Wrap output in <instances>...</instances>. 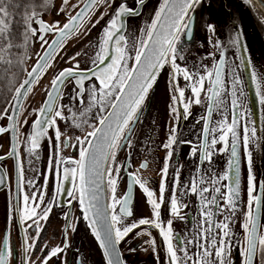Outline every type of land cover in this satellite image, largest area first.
Instances as JSON below:
<instances>
[{
	"label": "snow or ice",
	"instance_id": "obj_1",
	"mask_svg": "<svg viewBox=\"0 0 264 264\" xmlns=\"http://www.w3.org/2000/svg\"><path fill=\"white\" fill-rule=\"evenodd\" d=\"M45 4L47 0H44ZM68 0H64L67 4ZM137 7L142 8L146 0H135ZM203 0H161L158 8L155 9L151 22L147 21L140 29L138 39H128L124 34L125 23L123 18L139 16L141 13L136 8H129L125 2L115 9L106 26L103 27L96 43L91 64L94 67L81 69L77 61L71 67L63 68L50 82V87L46 90V99L39 108L37 118L31 125V132L27 136L28 147L26 151L36 156V149L40 147V142L47 137L49 129H54L55 142L52 144V154L49 163L53 171L56 172L57 186L55 192L44 204L45 192L23 195L24 208L19 213L18 222L23 226L27 220V228L35 227L36 235L32 238V243H28V236L22 242L23 259L21 264H29L30 250L36 249L37 241L42 231L40 221H47L53 207L56 206V199L63 188L62 181H70L71 190L67 191L72 200H78L83 218L88 221L92 235L99 242L105 264H125L118 250V245L133 230L141 226L155 228L162 238L163 248L166 255L165 264H231V246L234 233L230 228V220L225 215L224 220L213 219L216 212L213 208H218L221 215L225 212H232L235 215L237 201L241 198L240 170L242 159L247 164V205L248 211L244 213V221L241 224L243 230V240H236L239 246L241 264H264V232L258 222V216L262 207V197L255 194L257 191L256 177L253 172L252 154L250 143L255 141L257 130L255 127L249 129L248 123H241V117L246 113L240 111L241 97L244 95L243 80L236 72L240 65L229 64L226 51L227 48L234 47L237 51L241 48V35L230 36L227 47L219 40H213L215 26L207 24L206 31L210 33L209 44L216 52L206 53L200 62L194 63L190 68L183 62L184 48L181 45L182 37L191 38L194 29L195 8L201 5ZM251 4L252 0H243ZM260 2V0H257ZM115 0H84L83 7L70 16L61 27L59 21L48 24L39 19L40 13L33 6L32 10L26 7L24 12L16 18L14 11L10 9L19 8L15 0H0V86L7 87L8 97L5 98V106L0 108V119H7L6 127L0 126V134L7 132L16 133L19 131L18 116L22 107V98L31 92L32 86L44 74L47 67H50V59H54V53L63 48L67 37L75 34L84 22V18L93 12L97 5L107 4L112 7ZM75 8V6H74ZM61 12L64 11L62 7ZM105 13H101L99 19L92 24L95 27L104 19ZM264 24V16L259 20ZM33 23L38 28L33 27ZM13 25H18L22 30L13 31ZM55 32L56 39L49 43L45 39V34ZM41 41L43 54H37L38 59L31 70H26L23 65L27 59V49L32 38ZM46 46V47H45ZM247 52L246 46H244ZM134 52V56L129 53ZM217 53L219 59H216ZM76 56L69 59L75 61ZM212 59L211 67L203 63L204 59ZM110 60V62H108ZM129 61H134L129 63ZM243 63V62H241ZM169 67V92L170 100L169 115L176 121L169 129L167 140L162 144L166 151L164 167L161 169V182L159 187V198L154 196L146 186L147 180L139 178L138 174L128 173L127 191L120 198H117V184L124 165L117 164V153L127 146L133 147L134 130L138 123H142L141 115L146 98L150 90L157 82L159 73ZM254 82L259 88V79L252 73ZM24 76L23 79H20ZM180 78L185 85H180ZM73 94L70 100L74 105L77 101L82 106L79 113L83 120H78L72 107L60 103L64 99L63 88L66 83H73ZM86 82L87 86H86ZM98 82V85H97ZM186 91L191 92V97H186ZM207 102L206 115L201 117L203 121V139L198 146L190 149L192 156H199L195 174L187 185L180 183V168L177 167L173 176L171 195L166 201V180L169 174L170 160L175 152L177 144H191V141L180 139L179 120H188L190 106L201 105V94ZM87 97V101H85ZM226 98H230V108L232 111L231 120H228L229 103ZM260 103L264 105V96L260 97ZM68 108L70 115L65 117L63 109ZM95 110L94 119L97 123L89 124L87 117ZM214 112L220 113L223 117L213 123ZM15 113V115H13ZM57 119L72 120L74 126L82 128L88 124L91 131H87L83 137L76 136V144L70 143L71 138L62 139L64 133L59 129ZM200 121H198L199 123ZM26 124L27 121L25 120ZM242 128V135L240 129ZM16 137L13 136L15 141ZM223 147L217 149V145ZM61 145L63 147L79 146V159L65 158L61 155ZM241 148L243 156H241ZM217 153H227V166L225 171L205 179V173L201 166L208 162L212 163V157ZM15 155L17 158V182L18 186L23 183V171L19 163L17 145L12 144L8 156ZM38 158V157H37ZM4 159L0 156V160ZM130 163V159L126 161ZM147 167L146 163L140 165ZM232 181L230 184H223L224 181ZM27 183L36 185L34 181ZM48 178L45 177V186ZM206 184L211 187L205 186ZM143 191L146 196V203L151 208V219L140 218L133 220L130 224L125 223L127 217H133L134 211L131 207V192L135 186ZM260 190L264 191V181L260 182ZM181 188L186 191L180 195L188 193L195 194L199 201L200 223L195 239L181 241L176 247L173 241H179L178 236L173 233V219L167 221V226L161 220V208L164 203H168L169 215L173 218H181L180 212L183 205L179 199L178 192ZM224 189V191H222ZM110 193V203L101 204V193ZM210 194V195H209ZM223 200V204L218 201ZM31 201V205L29 204ZM117 206L119 210L117 212ZM39 209V211H38ZM65 220L69 221L66 227H71V213H65ZM15 218V217H14ZM22 231H26L23 227ZM73 231L75 229L73 228ZM150 235L146 230L137 235ZM152 251L156 253L155 239L146 241ZM192 246L195 251H189L188 246ZM69 244L67 235L62 247L56 246L47 250V255L40 258L39 264H49L53 257H59L67 250ZM134 251V249H132ZM147 250V249H145ZM182 254V255H181ZM13 255L9 248V237L4 236L0 241V264H9V257ZM159 264V257L157 255ZM66 264V262H65ZM82 264V262H81Z\"/></svg>",
	"mask_w": 264,
	"mask_h": 264
},
{
	"label": "flooded vegetation",
	"instance_id": "obj_2",
	"mask_svg": "<svg viewBox=\"0 0 264 264\" xmlns=\"http://www.w3.org/2000/svg\"><path fill=\"white\" fill-rule=\"evenodd\" d=\"M84 0H71V5L65 11L64 22H66L67 17L72 16L78 8L81 6ZM238 9L242 12L245 17V22L248 27V37H249V46L252 54V58L255 65V54L258 55L261 63L264 67V62L259 54L258 47L254 40L251 29L247 23L245 16V7L242 5L240 0H232ZM125 2L129 8H136L141 14L135 17H125L123 22L125 23L124 34L130 40L138 39L140 36V29L143 27L144 23L147 21L151 22V18L154 16L155 9L158 8L161 0H146L142 8H138L135 0H115V3L112 7H108L107 4L97 5L96 9L93 12H90L85 16L83 24L80 26L78 31L66 38L63 44L62 49H58V53H54V59H50V65L53 64L55 69L51 72L48 78L43 81V75L38 79V81L32 86V91L24 98L20 114L18 116V129L16 132V141L17 153L19 155V163L23 171V183L18 186L17 182V158L15 155L8 156L9 153V142L8 136L6 133L0 135V156H3L4 159L0 160V241L3 240L4 236L9 237V248L12 250L13 255L9 257V264H21L23 259L22 253V242L25 239V236H28V243H32V238L36 235L35 227L28 229L27 224H31V220H27L26 223L21 226L18 222L19 213L15 212L16 208H19L21 211L24 208L23 195L31 194L33 191L39 193L40 191L45 192L44 204H47L51 200L58 180L56 172L53 171L51 164L49 163L51 154H52V144L55 142L54 129H49L47 137L44 138L45 146L42 150V158L39 166V170L36 173H33V170L29 168L26 163L27 152H26V138L29 133L30 125L37 116L38 110L42 105L44 100V94L46 90L50 87V82L54 76L61 71L63 68L71 67L77 61L79 62L80 68L85 69L88 67H94L91 64V58L95 52V45L98 41V38L101 34V31L106 23L111 18L115 9L120 5V3ZM215 0H203L202 4L197 6L193 12L194 16V29L191 38L182 37L181 45L184 48V57L183 62L178 61V63H187L191 68L194 63L200 62L201 58L205 56L206 53L216 52V50L209 44V35L206 31L207 24H213L215 22L213 5ZM250 5L254 14L260 19L263 13L260 11L258 6L252 0ZM75 6V8H74ZM240 12V13H241ZM101 13H105L104 19L100 20L99 24H96L95 27H92V24L99 19ZM44 22H46L42 14L39 15ZM48 23V22H46ZM49 24V23H48ZM62 24V25H63ZM61 25V26H62ZM215 26V25H214ZM35 28V26L33 25ZM213 40L218 38L217 31L215 29V34L212 36ZM33 43L36 45H41V41H36V37L32 38ZM45 39L49 42L51 39L50 36H45ZM68 45V47H67ZM43 48L41 47L40 51L37 54L42 52ZM77 53H80L76 57V60H70L72 56H76ZM134 56V52L129 53ZM28 56V54H27ZM38 55L33 60V63L37 59ZM217 59V55H216ZM189 60V61H187ZM110 62V60L108 61ZM134 61H129L133 63ZM203 63L211 67L213 60L204 59ZM25 64V63H24ZM231 64V63H229ZM32 65V64H31ZM30 65V66H31ZM236 65V64H232ZM29 66V67H30ZM28 67V68H29ZM237 74L238 68L235 69ZM171 69L167 66L159 73L157 82L155 83V90L153 95L157 96L159 99L156 111H155V102L149 107L150 96L153 88L150 90L148 97L146 98L145 104L143 106V111L141 115L142 123H138L135 130L133 139V147L129 149L125 146L123 149L119 150L117 153V164L124 165L123 170L120 173L118 184H117V198H120L127 191L128 184V173L138 174L139 178L142 180H147L146 186L150 191H153L154 196L159 198V187L162 178L161 169L164 167L166 151L163 149L162 144L166 142L167 136L169 134V129L172 125L176 124V121L169 115V104L170 92H169V72ZM46 72V70H45ZM44 72V73H45ZM43 81V83H42ZM180 85L183 87L185 82L182 78L179 80ZM86 82V86H87ZM98 85V82H97ZM73 83H66L63 88L64 99L60 101L63 105H69L72 107V111L76 113L78 120H83L85 117H81L79 113L82 111V106L77 101L74 105L70 100V96L73 94ZM154 87V86H153ZM186 97H191V92L186 91ZM229 103V111L226 113L228 120L230 121V98H226ZM242 101L241 111L244 112V98H240ZM201 105H191L190 106V115L188 120L181 118L179 120V134L180 139L184 141H191V144H177L175 145V152L170 160V168L168 178L166 180V186L168 191L166 192V201L167 198L171 195V188L173 184V176L177 167L180 168V183L181 185H187L192 176L195 174L196 165L199 162L198 154L192 156L190 154V149L196 147L201 142V131L203 126V121L201 117L204 116L206 101L204 100V94H201ZM87 101V97H85ZM197 107H202L198 110L197 116H193L194 112L197 110ZM166 110V116H160L163 111ZM65 117L70 115L68 108L63 109ZM95 110L90 113L87 117L88 123H97L94 119ZM246 117V116H245ZM245 117H241L242 124L246 122ZM214 118V117H213ZM27 121L25 124L24 121ZM198 121H200L198 123ZM216 120L213 119V123ZM6 119H0V126H4ZM59 129L64 136L62 139L71 138L70 143L75 145V137H83L87 131H91V128L88 127V124H84L82 128H77L74 126L72 120H60L57 119ZM193 125V128L189 126ZM243 134V133H242ZM223 147V145H222ZM61 155L65 158L71 157L72 159H79V146L75 147H63L61 145ZM224 154V153H223ZM223 154H220V158L216 154L212 157L211 165L208 162H205L202 166V172L205 173V179L216 174L218 176ZM130 159V163H126ZM146 163L147 167L141 168L140 165ZM246 163V162H245ZM45 177L48 178V183L45 186ZM28 181H34L36 185L40 187H35L33 184L27 183ZM227 184L226 181L222 182ZM70 190L72 184L69 181ZM205 186L211 187L206 184ZM246 182L244 181V203L243 210L240 213L236 209L235 215L232 212H225L224 215H221L219 209L216 208L213 211L216 212V215L213 219L217 221L224 220L225 215L230 220V228L234 233V238L231 246V255L230 260L231 264H241V257L239 254V246L235 243L236 240H243V230L241 224L244 221V213L248 211L247 205V191H246ZM186 191L185 188H181L178 192L179 199L183 205L180 212L181 218H173L169 215L168 203H164L161 208V220L164 222V226H167V221L173 219V233L174 236L179 237V241L174 240V247L177 246L181 241H186L188 239H195L198 231V226L200 223L199 216V201L198 197L195 194L188 193L187 195H180L181 192ZM224 191V189H222ZM64 192V189L58 194L55 201L56 206L52 208L48 220L40 221L42 231L40 233L39 239L37 241V247L34 251L30 250V262L29 264H39L40 258L47 255V251H42L45 249L50 250L53 247L63 245L65 234L67 235V242L69 247L60 256L53 257L49 264H105L103 258L101 257L100 252L97 248L93 247L90 242L87 240V236L83 232L85 231V226L81 225L80 221V207L78 200H72L71 205L68 204L69 197ZM106 194V203H110V193ZM132 198V209L134 211L133 217H127L125 223L130 224L133 220H138L140 218H149L151 219V208L146 203V196L139 186H135L131 192ZM210 195V194H209ZM31 201L29 204L31 205ZM219 204H223V200L218 201ZM119 206H117V212ZM39 211V209H38ZM65 213H71L70 224L71 227H66L69 221L65 220ZM15 217V218H14ZM260 226H264L263 219L260 221ZM26 229L22 231L21 228ZM73 228L75 231H73ZM147 231L150 235H137V233L142 231ZM261 232H264V227L260 228ZM151 239H155L156 242V253H154L149 244L145 243ZM120 254L125 264H158L157 255L159 257V264H165L166 255L163 248L162 238L159 236V232L155 228H150L149 226H141L133 230L121 243L118 245ZM190 254L195 251L192 246H188ZM134 249V251L132 250ZM147 249V250H145ZM182 255V254H181ZM258 264V262H257Z\"/></svg>",
	"mask_w": 264,
	"mask_h": 264
},
{
	"label": "water",
	"instance_id": "obj_3",
	"mask_svg": "<svg viewBox=\"0 0 264 264\" xmlns=\"http://www.w3.org/2000/svg\"><path fill=\"white\" fill-rule=\"evenodd\" d=\"M240 1L242 2V5H244V7H245V11H246L245 16L247 19V23L249 25V29H251L254 40H255L256 45L258 47L259 54H260V56L264 62V24H261L259 22L260 19L254 14L250 5H248V4L246 5L243 2V0H240ZM253 1L255 2V4L258 6L260 11L264 15V0H260V2H257V0H253ZM83 4H84V1L81 4V6L78 8L77 11H79L80 8L83 7ZM213 11L215 12L214 13V17H215L214 25H215V29L217 31V36H218L217 39H219L227 47V42H228V39L230 36L234 37L235 34L239 33L242 37L240 50L237 51L234 47L227 48L226 56H227L229 63L240 65V67H238V72H239V75L241 76V78L243 80V84L241 85V87L243 88V92H244L243 98L245 100L244 101V112L246 113L245 119H246V122L248 123L249 129L255 127L257 130V137L255 138V141L250 143V151L252 154L253 172L255 174L256 183H257V191L255 194L260 195L262 197V207L260 209L259 216H258V222L260 225V221L262 219L264 222V191H261L260 187H259L260 182L264 181V105H262L260 103V97L262 96V94L260 92V88H258L257 82L253 81V78L251 75L252 73H255V75L257 76V72H256V68L254 65V61H253L250 46H249L248 27H247L246 22H245V17L243 16L242 12L238 9L236 4H234V2L232 0H215L214 5H213ZM76 12L73 15H75ZM38 18L42 19L41 17H38ZM69 18L70 17H67L66 22ZM109 19H110V17H109ZM33 25L35 26V28H38V25H36L35 23H33ZM45 36L51 37V39L49 40V43H51V41L53 39L57 38L54 31L50 32V33H46ZM36 41L39 42L40 40L37 38ZM244 46H246L247 52H245ZM43 51H44V49L42 50L40 55L43 54ZM37 59H38V57H37ZM37 59L35 60L34 63H32V65L27 70H31V67L36 64ZM218 59H219V54L217 53V60ZM241 62H243V63H241ZM23 78H24V76H22V79ZM258 83H259V81H258ZM155 86L156 85L154 84V87H153V90H152V93L150 96L149 107L151 106V104H153L155 102V111H156V107H157L159 99L157 98V96L153 95V92L155 90ZM24 98L25 97L22 98V103H23ZM45 99H46V93L44 94V100ZM206 111H207V102H206L204 115H206ZM240 111H241V109H240ZM13 115H15V113H13ZM219 115L221 116L220 113H219ZM214 116H218L217 112H214L213 117ZM231 117H232V111L230 108V120H231ZM36 118H37V116H36ZM32 123H31V125H32ZM7 125H8V121L6 119L4 127H6ZM31 125H30V129H29V133L31 132ZM240 132L242 135V128L240 129ZM0 135H2V134H0ZM6 135L8 136L9 152H10L12 144L15 143V141H16V139H15V141L13 140V136L16 137V133L7 132ZM200 139L201 140L203 139L202 133H201ZM28 146L29 145L27 143V138H26V147H28ZM44 146H45V142H44V138H43L40 142V147L38 149H36V156L30 155L26 151L28 154L27 159H26V163L29 166V168L31 170H33V173H36V175H37V172L39 170V166H40V162H41V158H42V150H43ZM241 156H243L242 148H241ZM227 159H228V154L224 153L223 159H222V164H221L218 175L222 174L225 171L226 166H227ZM244 173H245V161H243V159H242L241 170H240L241 198H240V200L237 201V208H236L239 212V218H240V213H242L243 203H244V196H243L244 181H245V174ZM226 183L230 184V183H232V181L231 180L226 181ZM62 184H63L62 189H64V192L65 191L67 192L68 190H70L71 185H69V181H62ZM0 190H1V188H0ZM78 204H79V202H78ZM101 204L102 205L106 204L105 192L101 193ZM215 209L216 208H214V210ZM79 222H81L82 227H83V225L85 226V231L83 228V232L87 236L86 238H87L88 242H90L93 247L97 248V250L101 254V257L103 258L102 250L99 248V242L96 241L95 237L92 235L91 229L88 226V221H86L83 218L82 213L80 214V221ZM118 250H119V248H118Z\"/></svg>",
	"mask_w": 264,
	"mask_h": 264
},
{
	"label": "rangeland",
	"instance_id": "obj_4",
	"mask_svg": "<svg viewBox=\"0 0 264 264\" xmlns=\"http://www.w3.org/2000/svg\"><path fill=\"white\" fill-rule=\"evenodd\" d=\"M71 5V0H68L67 4L64 3V0H47V3L45 5L39 6L38 8H36V11H38L40 14H42L43 19L48 22L49 24H53L56 21H59V25L61 26L64 22V16H65V11H67V8ZM64 8V11L61 12V8ZM68 47V45H67ZM41 49V45H36L34 43H31L27 49V59L25 64L23 65V67L27 70L28 67L33 63V60L35 59V57L37 56V53L40 51ZM189 61V60H187ZM262 64V63H261ZM263 66V64H262ZM56 67V66H55ZM55 67L53 66V64H51L50 67L46 68V72L43 75V81H45L48 76L51 74V72L55 69ZM264 68V67H263ZM264 75V74H263ZM258 78H260V76L257 75ZM264 80V77L262 78V81ZM42 81V83H43ZM259 88H260V92L262 94V96H264V81L263 83H261L260 79H259ZM202 109V107H197V110L194 112L193 116H197L198 110ZM218 116H214L213 119H215L216 121L221 120L223 117L219 115V113H217ZM226 115V113H225ZM160 116H166V110L163 111V113ZM215 123V122H214ZM194 126L191 125L189 126V128H193ZM217 149L221 148L222 145L218 144ZM220 154L221 153H217L216 156H218L220 158ZM245 182H246V188H247V164L245 163Z\"/></svg>",
	"mask_w": 264,
	"mask_h": 264
},
{
	"label": "trees",
	"instance_id": "obj_5",
	"mask_svg": "<svg viewBox=\"0 0 264 264\" xmlns=\"http://www.w3.org/2000/svg\"><path fill=\"white\" fill-rule=\"evenodd\" d=\"M15 3L19 5V8L13 7V9L10 10L15 12L17 20H19V16L24 12L26 7L31 11L33 6L38 8L39 6L45 5L44 0H15ZM21 30L22 29L18 25H13L14 32L18 33ZM20 79H22V76ZM5 98H9L6 85L0 86V108L5 106Z\"/></svg>",
	"mask_w": 264,
	"mask_h": 264
},
{
	"label": "bare ground",
	"instance_id": "obj_6",
	"mask_svg": "<svg viewBox=\"0 0 264 264\" xmlns=\"http://www.w3.org/2000/svg\"><path fill=\"white\" fill-rule=\"evenodd\" d=\"M255 68H256L257 75L260 76L261 83H263L264 80L262 81V78L264 77V75H263L264 74V68H263L261 61H260L257 54H255Z\"/></svg>",
	"mask_w": 264,
	"mask_h": 264
}]
</instances>
